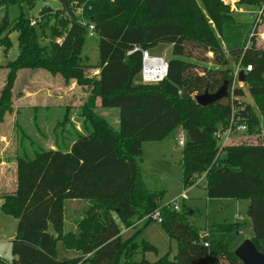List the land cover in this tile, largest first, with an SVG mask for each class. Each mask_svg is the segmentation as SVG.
<instances>
[{
  "label": "trees",
  "instance_id": "obj_1",
  "mask_svg": "<svg viewBox=\"0 0 264 264\" xmlns=\"http://www.w3.org/2000/svg\"><path fill=\"white\" fill-rule=\"evenodd\" d=\"M39 1L46 0H0V7L32 8ZM77 1L83 11L78 14L69 4L73 18L64 8L54 12L56 25L44 46L38 39L47 38L42 23L50 8L39 13V34L22 16L10 22L5 15L0 23V48L9 51L11 41L2 36L17 33L19 51L6 65L0 123L10 109V90L20 70H45L65 82L91 87L81 107L82 132L75 128L73 137L55 149L37 146L16 157V190L0 195L2 211L17 220L11 264H242L234 250L244 241V223L217 224L199 233L181 214L161 204L162 191L151 190L141 179L143 144L160 142L179 127L185 135L184 187L204 175L208 199L248 201L250 240L264 254V146H227L218 154L215 133L228 122L231 98L205 108L194 100L196 95L215 93L224 81L230 84L238 65L251 66L245 86L261 120L241 101L242 88L234 89L233 101L245 107L248 129L250 124L264 128V49L249 38L253 27L237 22L222 0ZM238 4L258 6L264 14V0ZM89 25L99 39L98 79L92 80L86 77L89 67L81 58ZM160 44L172 49L167 78L142 84L141 54L132 51L135 47L149 51ZM195 51L210 54L211 67L186 61ZM96 100L103 109L118 110V129L95 113ZM69 111L66 108L65 120ZM72 200L87 206L75 222L76 231L65 232V203ZM157 209L161 226L177 242V253L172 260L133 261L135 236L153 221ZM137 217L142 226L131 236L123 235ZM140 251L157 255V248L145 242ZM70 253L74 256L68 257Z\"/></svg>",
  "mask_w": 264,
  "mask_h": 264
},
{
  "label": "rangeland",
  "instance_id": "obj_2",
  "mask_svg": "<svg viewBox=\"0 0 264 264\" xmlns=\"http://www.w3.org/2000/svg\"><path fill=\"white\" fill-rule=\"evenodd\" d=\"M222 1L230 7V11L237 22L246 23L253 27V35H251L253 37L249 36V38H253L256 48L264 49V14L261 13L260 8L258 6L249 8L239 5V0ZM45 7L52 10L46 21L42 23L47 38H39L38 43L41 46L47 45L50 41V30L56 25L54 12L62 9L58 0L39 1L32 8L25 4L11 5L7 10L0 7V23L5 15L8 16L10 22L15 21L20 16L29 21L38 19L40 11ZM251 11L255 12L251 13ZM34 29L37 34L40 33L38 26H34ZM2 37L10 40L12 46L9 51L0 48V98L7 85L9 70L6 65L15 60L19 53L17 33L6 34ZM98 43L99 39L95 34L88 36L81 52L83 64L89 67L85 70V75L91 80L98 79L99 71L95 68L99 62ZM149 53L157 56L165 55L167 61L172 57L171 46L166 44H160L150 49ZM198 53L192 52V58L189 59L188 57L186 61L211 67L209 62L211 55L204 56ZM201 59H206V63L202 62ZM239 87L245 93L241 101L244 105L250 106L258 120H261L255 99L246 90L245 81ZM90 90L91 87L87 85L77 86L75 81L65 82L61 76L51 75L45 70H20L17 72L10 90V109L5 113L2 123H0V143L2 145L0 152L2 153V160L7 162L5 170L8 178L13 177L14 171L16 179L15 160L21 150L24 149L30 154L32 148L37 146L44 149L55 148L56 144L61 145L66 139L73 137L75 127H79L82 122L81 105L85 104L86 95H89ZM95 105V113L103 117L114 129H118V110L101 108L99 100L95 101ZM66 107L70 108L68 120L64 119ZM249 126L247 133L234 136L236 146L255 145L262 142L261 138L258 137L260 134L259 127L256 128L251 124ZM180 133H184L181 127L160 142L143 144V160L140 164L141 179L151 190L163 192L162 205L173 207L176 204V213L181 214L194 228L199 229V233H205L209 230L208 227L217 224L244 223L245 226L249 221L246 214L248 201L208 199L205 179L199 186L184 187L182 148L176 143V138ZM8 178L6 188L0 190V195L11 194L16 189V181L14 184ZM184 191V197H181ZM1 203L0 199V264H11L15 259L11 250V241L16 233L17 220L2 211ZM69 203L70 201L65 203L64 222L70 216L75 217L72 209L76 206L73 204L74 202ZM77 207L79 208V206ZM239 216L242 217V221L237 220ZM135 219L130 231L124 234L125 236H131L142 226V219L138 217ZM70 229L71 224H65V232L70 231ZM251 236L252 232L246 229L241 240L250 239ZM134 241L139 247L133 245L130 250L133 261H141L144 258L154 262L161 257L172 260L178 249L176 240L170 239L161 224L155 221H150L144 226L140 233L135 236ZM144 242L155 246L157 255L153 253L142 254L140 247ZM72 255L70 253L68 257ZM221 264H225V262H221Z\"/></svg>",
  "mask_w": 264,
  "mask_h": 264
},
{
  "label": "built area",
  "instance_id": "obj_3",
  "mask_svg": "<svg viewBox=\"0 0 264 264\" xmlns=\"http://www.w3.org/2000/svg\"><path fill=\"white\" fill-rule=\"evenodd\" d=\"M71 7H73L78 14H81L83 11V5L79 3V1H71L70 3ZM40 22V19H34L30 21L31 26H36ZM89 36L94 35V26L89 25ZM132 52H140L141 54V70L138 74L139 82L142 84H158L162 81H164L167 78L168 75V61L165 58V55L163 56H157L150 54L148 50H142L138 47H135ZM243 70L246 74L251 70V66H248L246 68H242L240 65H238L232 75L231 83L228 85V95L231 98V108H230V115L228 122L226 126L217 131L215 133V138L217 140V148H218V154L221 152V150L227 146H236L234 143V136L235 135H242L244 133H247L248 131V125H247V119L245 115L243 114L245 111V107L235 104L233 101V91L236 87L241 86V82L238 80L239 71ZM241 88V87H239ZM261 138L262 142L257 143L255 145H263L264 146V128L261 127L260 134L258 136ZM176 143L181 148L185 144V135L184 133L178 134L176 138ZM201 177H204L201 176ZM200 177V178H201ZM199 178H197L198 180ZM205 179V177H204ZM196 180V181H197ZM166 207L172 208L174 211L177 210V205L174 204L173 207L170 205H163ZM151 219L158 224L162 223V217L160 209H157L154 213L151 215ZM238 221H242V217L237 218ZM204 234L200 235V238H202ZM207 246V244H205Z\"/></svg>",
  "mask_w": 264,
  "mask_h": 264
},
{
  "label": "water",
  "instance_id": "obj_4",
  "mask_svg": "<svg viewBox=\"0 0 264 264\" xmlns=\"http://www.w3.org/2000/svg\"><path fill=\"white\" fill-rule=\"evenodd\" d=\"M72 0H60L59 4L66 10V13L73 18L72 9L69 4ZM239 82L244 83L245 73L243 70L239 71L238 75ZM228 81H224L223 85L215 92H205L200 95H196L194 100L200 107H207L214 103L225 99L228 95ZM234 255L239 259L242 264H264V254L259 252L250 239H245L235 250Z\"/></svg>",
  "mask_w": 264,
  "mask_h": 264
},
{
  "label": "crops",
  "instance_id": "obj_5",
  "mask_svg": "<svg viewBox=\"0 0 264 264\" xmlns=\"http://www.w3.org/2000/svg\"><path fill=\"white\" fill-rule=\"evenodd\" d=\"M255 11H251V13H254ZM89 94V93H88ZM87 96L88 95H86V98H87ZM82 106V105H81ZM80 106V107H81ZM66 108H69V107H66ZM70 109V108H69ZM76 128V130L78 131V132H82V129H81V123H80V125H79V127H75ZM0 139H1V137H0ZM60 145V144H59ZM0 147L2 148V145H1V143H0ZM51 149H55L54 147H51ZM1 155H2V153L0 152V190H2L3 188H6L5 186H6V184H7V176H6V170H5V165H7V162H6V160L4 161V160H2V157H1ZM16 161V160H15ZM8 179H10V177L8 178ZM11 181H13V183L15 184V181H16V179H15V176H14V171H13V177H11V179H10ZM202 180L204 181V177H201V178H199L197 181H196V183L193 185V186H199L200 184H201V182H202ZM16 190V189H15ZM15 190L12 192V193H14L15 192ZM184 194H185V191L181 194V197H184ZM1 201H2V199H1ZM71 202H74L73 204L76 206L74 209H72V211H73V213H74V215H75V217H72V216H70L69 217V219H66V221L64 222L65 224H71V229H70V231H76V221L77 220H79L80 219V217H81V212L83 211V209H84V207H86L87 206V203L86 202H83V201H78V200H72V201H70V203ZM69 203V204H70ZM2 204V203H1ZM77 206H79V208L77 207ZM65 211V210H64ZM239 217H241V216H239ZM246 227H245V229L243 230V232H242V235L244 234V231L246 230V229H249L251 232H252V229H251V227H250V225H249V221H248V223L245 225ZM65 227V226H64ZM130 231V229H124L123 231H122V234L124 235V234H127L128 232ZM67 232H69V230L67 231ZM130 234V233H129ZM167 234V233H166ZM168 236V235H167ZM155 262V261H154ZM79 264H82V262L81 263H79Z\"/></svg>",
  "mask_w": 264,
  "mask_h": 264
}]
</instances>
